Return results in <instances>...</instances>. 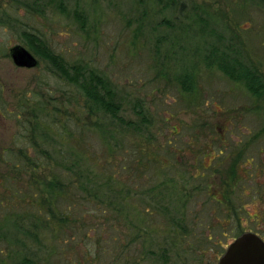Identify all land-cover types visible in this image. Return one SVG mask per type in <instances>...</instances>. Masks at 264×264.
Wrapping results in <instances>:
<instances>
[{
    "label": "rangeland",
    "instance_id": "1",
    "mask_svg": "<svg viewBox=\"0 0 264 264\" xmlns=\"http://www.w3.org/2000/svg\"><path fill=\"white\" fill-rule=\"evenodd\" d=\"M25 33L63 67L107 82L131 127L87 116L82 92ZM14 46L36 67H15ZM213 50L264 83V0H0V264L46 253L50 264H217L241 232L264 241V93L253 97L209 67ZM39 123L63 143L45 140ZM32 137L56 155L84 154L82 183L90 170L111 175L119 215L101 193L80 201L56 238L38 224L60 169L25 163L21 151L39 150Z\"/></svg>",
    "mask_w": 264,
    "mask_h": 264
},
{
    "label": "trees",
    "instance_id": "2",
    "mask_svg": "<svg viewBox=\"0 0 264 264\" xmlns=\"http://www.w3.org/2000/svg\"><path fill=\"white\" fill-rule=\"evenodd\" d=\"M24 37L26 38V42L30 48L37 54L42 53L54 66L62 78L79 88L89 104L86 110L87 116L91 117L94 116L95 112H99L100 114L98 113V116L108 117L111 122L131 127L130 122H125L119 116L120 107L114 102L113 92L107 82L99 78L93 72H88L84 75L83 71H81L79 67H63L61 59L57 55L53 54V52L44 43H42V41H40V38L37 35L25 33ZM31 40L35 43V46L30 43ZM222 54L217 56V51H210L208 55L210 63L209 67H215L229 81L240 84L247 91V93L253 97H260L262 93H264V83L262 82L261 76L258 72L244 65L240 59L236 58L229 60L227 55ZM54 108L56 112L60 111L59 107ZM137 114H139L141 119L144 120L143 111H139ZM262 116L264 120V111ZM65 125L66 124H62L61 127L65 132L69 131V127H66ZM133 128L136 129V127ZM38 129L41 130V135L45 140L51 139V141H54L53 139L57 138L63 143L64 135H62L58 129H53L49 125L43 123L38 124ZM99 130L100 133L98 135L105 140L103 143H105L107 147H110L108 140L111 138L108 136L106 137L108 133L105 129H102V127ZM68 136H72L70 132L68 133ZM32 143L34 146L37 144L34 137H32ZM36 147H38L39 150L35 151V156L33 158L26 157L25 153L21 151V155L25 157V163L28 166L33 168H37L38 166L49 168L52 163H54L57 169H60V173L54 174L52 179L46 182L47 198L45 211L43 212L42 209L39 208L37 212L38 216L35 217L38 221L37 223L41 226H46L47 228H49L50 225L53 226L54 230H56L54 238L59 235L57 231L69 228L73 219L72 211L74 212L80 201L90 203L91 199L97 200L99 194L101 193L104 194L105 199L111 205V207L107 206V209H111L115 215H119L116 211L119 210L116 209L117 206L115 207L116 203L109 199V196L113 195L112 185L114 181L111 175L108 173H101L100 177L98 176L97 178L96 174L92 173L91 170H88V176L85 178V182L82 183V174L87 173V168L80 163V161H83L84 154H79V156L73 157L71 154L65 156L58 152L56 155L49 151V149H42L38 144ZM109 151H111V149H109ZM74 172L79 178L80 185L82 187L80 190L83 191L80 192L82 196H79V193H77L80 198L78 200L74 199L75 190L78 191V188L74 186L76 183L75 178L73 177ZM118 191L120 190H117V192ZM117 194L118 193H116V195ZM217 204L219 203L217 202ZM240 234H242V232ZM73 238L74 237H71L70 240L63 239L62 242L64 244L67 243V241L73 242ZM48 256L49 253L44 254V259L38 255L33 258L25 257L19 262V264H50Z\"/></svg>",
    "mask_w": 264,
    "mask_h": 264
},
{
    "label": "water",
    "instance_id": "3",
    "mask_svg": "<svg viewBox=\"0 0 264 264\" xmlns=\"http://www.w3.org/2000/svg\"><path fill=\"white\" fill-rule=\"evenodd\" d=\"M9 57L20 69H32L37 65L33 54L21 46L10 48ZM217 264H264V241L253 232H244L227 246Z\"/></svg>",
    "mask_w": 264,
    "mask_h": 264
},
{
    "label": "flooded vegetation",
    "instance_id": "4",
    "mask_svg": "<svg viewBox=\"0 0 264 264\" xmlns=\"http://www.w3.org/2000/svg\"><path fill=\"white\" fill-rule=\"evenodd\" d=\"M211 154H207V155H205V156H210ZM219 155H221V152H218V154H216L214 157H212V159H211V161L212 160H214L215 158H218L219 157ZM211 157V156H210ZM211 165H209V166H203L202 165V167L204 168V169H207V168H209ZM214 199V198H213ZM215 200V199H214ZM218 203H220L219 201H217Z\"/></svg>",
    "mask_w": 264,
    "mask_h": 264
}]
</instances>
